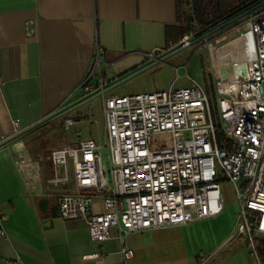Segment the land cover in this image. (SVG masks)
Masks as SVG:
<instances>
[{
	"label": "built area",
	"instance_id": "1",
	"mask_svg": "<svg viewBox=\"0 0 264 264\" xmlns=\"http://www.w3.org/2000/svg\"><path fill=\"white\" fill-rule=\"evenodd\" d=\"M194 35L189 31L180 42L187 43ZM233 41L238 50L235 65L244 68V75L238 79L216 76L213 53ZM206 47L210 66L205 72L211 75L213 96L188 74L187 86L172 88L180 78V68L173 66L176 77L166 91L106 97L103 68L108 65L104 51L96 45L77 89L83 96L98 93L102 98L101 139L52 149L45 158L46 187L64 190L56 197L58 217L84 220L88 237L95 242L107 240L110 229L116 228L121 264H129L134 256L126 245L128 235L220 214L221 177L231 185L238 206L236 229L228 243L242 237L262 264L257 242L264 241V11L247 16ZM164 51L141 55L158 62L157 56ZM74 121L65 118L63 129L68 130ZM20 130L14 121L13 134ZM160 134L170 135L169 146L153 147V136ZM10 148L18 154L22 170L31 166L22 155L21 141ZM97 202L101 211L95 209ZM3 218L0 210V235L6 236ZM9 264L24 263L17 255Z\"/></svg>",
	"mask_w": 264,
	"mask_h": 264
},
{
	"label": "crops",
	"instance_id": "2",
	"mask_svg": "<svg viewBox=\"0 0 264 264\" xmlns=\"http://www.w3.org/2000/svg\"><path fill=\"white\" fill-rule=\"evenodd\" d=\"M190 15L188 0H0V142L13 135L14 121L26 128L83 97L77 88L96 45L108 82L146 62L142 52L178 44ZM22 155L31 162L27 171L10 146L0 149V264L17 255L24 264H121L116 228L95 242L84 220L58 217L56 197L64 190L46 187L48 167L25 145ZM95 209L102 210L98 202ZM192 224L128 235L129 264H184L171 248L175 231ZM93 254L102 257L84 258Z\"/></svg>",
	"mask_w": 264,
	"mask_h": 264
},
{
	"label": "rangeland",
	"instance_id": "3",
	"mask_svg": "<svg viewBox=\"0 0 264 264\" xmlns=\"http://www.w3.org/2000/svg\"><path fill=\"white\" fill-rule=\"evenodd\" d=\"M246 18H243L240 23ZM228 29L211 35L208 40L189 47L166 62L159 63L140 73L112 92L106 93L105 96L166 91L171 87L176 77L173 66L180 68L177 73L180 78L172 88L178 89L187 86L189 81L185 78L186 74L199 85L206 86L205 71L210 66L209 51L206 45L212 44ZM89 113L92 117H87ZM72 117L75 121L68 130L62 128V119H60L42 127L26 138L24 137L22 142L30 157L34 160H44L47 165L48 162L45 161V158L49 152L52 149L63 147L64 143L65 145H74L78 139L96 141L101 139L104 120L101 97L81 106L78 119L75 114ZM152 145L157 148L169 146L170 135L153 136ZM218 183L223 196L222 212L214 218L197 221L186 228L176 230L178 245H173L171 250L175 249L177 256L185 259L184 264H258L242 237L235 238L228 243V240L234 236L236 229L238 206L234 192L227 180L221 177ZM68 189L71 192L74 190L71 186ZM243 250H247L246 253L249 257L243 254ZM258 256L260 262L264 264V259L259 252Z\"/></svg>",
	"mask_w": 264,
	"mask_h": 264
},
{
	"label": "water",
	"instance_id": "4",
	"mask_svg": "<svg viewBox=\"0 0 264 264\" xmlns=\"http://www.w3.org/2000/svg\"><path fill=\"white\" fill-rule=\"evenodd\" d=\"M259 9H264V0H253L252 2H250L249 4H246V6L242 9V11H240L238 14H236L235 16L228 18V20H224V22H222L220 25L216 26L215 28L202 33L200 36H198L197 34L190 37L187 41V43H183V42H179L178 44L174 45L173 47H171L170 49L165 50L164 52H162L161 54H159L157 56L158 62H150V61H146L143 62L142 64L132 68L131 70L127 71L126 73L118 76V78H114L110 81H108L106 83L105 89H104V93H109L112 92L113 90H115L116 88H118L119 86H121L122 84H124L125 82H127L128 80H130L131 78L136 77L137 75H139L140 73L154 67L155 65L159 64V63H164L167 60L171 59L172 57L176 56L177 54L181 53L182 51L188 49L189 47H192L196 44H199L203 41L208 40L211 35H215L218 32L223 31L224 29L230 28V27H235L238 23V21L242 20L243 18L254 14L256 11H258ZM100 95L98 93H93L87 96H83L81 98H79L78 100L72 102L71 104H68L67 106H64V108H61L51 114H49L48 116L38 120L37 122H35L34 124L21 129L19 132L13 134L11 137L7 138L6 140H3L2 142H0V149H4L7 148L9 146H11L12 144L16 143V142H20L24 139V137L26 138L27 136H29L30 134L38 131L39 129H41L42 127L50 124L51 122H55L58 121L60 119H62L63 117L65 118V116H67L68 114L79 110L81 108V106H84L85 104L89 103L90 101H92L93 99L99 97ZM44 203V202H42Z\"/></svg>",
	"mask_w": 264,
	"mask_h": 264
},
{
	"label": "trees",
	"instance_id": "5",
	"mask_svg": "<svg viewBox=\"0 0 264 264\" xmlns=\"http://www.w3.org/2000/svg\"><path fill=\"white\" fill-rule=\"evenodd\" d=\"M252 1L253 0H188L191 15L187 16L186 21H189L188 23H191L192 26H186V28L181 31V35L189 31H194L195 35L197 34L200 36L202 33L220 25L224 20L226 21L228 18L238 14L246 4ZM263 10L264 9H259L255 13L262 12ZM240 21H238V23H240ZM205 75L207 90L209 94L213 96V88L210 84L211 75L207 72H205ZM219 137L223 139L221 134H219ZM257 251L264 259V241L260 240L257 242Z\"/></svg>",
	"mask_w": 264,
	"mask_h": 264
},
{
	"label": "bare ground",
	"instance_id": "6",
	"mask_svg": "<svg viewBox=\"0 0 264 264\" xmlns=\"http://www.w3.org/2000/svg\"><path fill=\"white\" fill-rule=\"evenodd\" d=\"M236 42H231L223 47H219L215 53H213L214 71L216 76H227L238 79L244 75V68L236 66L235 62L238 60V50ZM221 65V67H220ZM29 166H24L23 169L28 170Z\"/></svg>",
	"mask_w": 264,
	"mask_h": 264
}]
</instances>
